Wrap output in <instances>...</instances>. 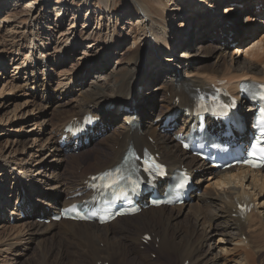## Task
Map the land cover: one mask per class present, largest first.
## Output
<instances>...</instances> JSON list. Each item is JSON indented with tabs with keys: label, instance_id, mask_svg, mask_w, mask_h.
Wrapping results in <instances>:
<instances>
[{
	"label": "rangeland",
	"instance_id": "obj_1",
	"mask_svg": "<svg viewBox=\"0 0 264 264\" xmlns=\"http://www.w3.org/2000/svg\"><path fill=\"white\" fill-rule=\"evenodd\" d=\"M137 2L149 11L146 14L142 12ZM137 2L136 0H0V181L2 179L7 185L8 194L3 196L2 201L9 203L8 207L14 206L18 199V191L15 185L11 184L13 179L11 180L9 173H18L20 168L18 164L33 170L40 163L45 168L50 166L46 164L51 158L45 155L48 154L51 146L58 144V134L61 129L58 122L65 112V116L71 115L72 110H78L82 106L87 100V93L91 92L89 89L93 82H96L100 76L119 78L120 72L134 66L137 52H143V47L147 43L152 45L150 41L154 44L157 42L151 36L153 26L158 29L164 26L170 32L171 42L177 46L180 44V38H186L190 30L195 28L196 23L205 21L203 3H200V0H137ZM226 2L228 1L223 2L224 11L226 6L228 8V3L233 4L234 1ZM246 3L242 7V12L237 15L238 22L235 21L237 27L239 21L242 27L229 45L225 47L221 45L223 39L218 38L220 31L215 26V19L211 15L205 21L207 26L202 27L205 29L204 39H195L193 46L181 45L176 57L180 60L184 59L180 56V52L187 48L189 52L195 53L194 60L197 67H216L225 71L231 63L234 67L240 68L239 66L246 64L249 60L255 59V64L257 63L255 69L261 68L259 63L264 58V43L263 45L260 43L264 42V24L257 21L255 24L257 26L252 33L241 31L250 25L245 21V16L250 12L252 4L249 1ZM30 4L32 5L29 6ZM107 6L110 7L111 13L105 11ZM206 11L204 13H211L209 10ZM261 17H264V14ZM261 25L263 28L259 27ZM216 44H220L225 50L223 49L222 52L215 50ZM162 46L166 47V44ZM258 47L263 52L261 50L258 53ZM204 48L210 49V52L208 53ZM59 50L61 52L58 55ZM247 51H251L250 55ZM41 53L45 57L38 59ZM165 54L166 52L153 56L148 53L143 55V70L147 72L152 66H158L161 74L155 82L147 87L146 85L141 87V95L135 103L138 105L140 102H145L148 110L151 108L149 106L156 107L158 104L155 113L157 115L162 111L161 100L166 94L165 89L159 90L158 87L166 84L167 73L175 69L174 65L164 60ZM180 60L177 63L178 70L186 74L183 71L184 65H180ZM153 87L157 89L153 92L157 93L156 98H151L152 94L146 95ZM123 120L124 117L118 118V122ZM182 120L181 116L180 124L183 123ZM140 122L146 127L151 123L147 119ZM115 127L117 126L113 125L107 133L116 131ZM103 137L93 141L91 146L82 151L74 153V156L80 159L79 165L77 162L71 165L70 156L64 154L62 160H57L58 167L55 170L58 172H56L57 175L62 174L61 179L73 181L78 186L79 179L75 177V172L80 173L85 167L94 171V167L102 162L100 157L104 158L106 153L108 155L111 153L112 145ZM43 157L45 159L42 162L39 161ZM7 163H10L9 166ZM52 171V168H48L49 176L45 177L48 182L54 179ZM3 172L6 174H2ZM30 174L33 175V181L37 180L33 172ZM257 187L262 188L261 191H263L264 182ZM41 191L43 192L44 189ZM202 191L204 186L196 195L201 194ZM216 192L217 189L215 190L214 187L206 188L203 194L204 200L197 202L196 198H192L187 201L183 209L189 212L190 218L187 220L183 215L174 218L171 221L172 226L181 232L188 227L192 228V223L199 221L201 217L205 221L203 223L200 221L199 226L208 224V221L212 223L214 211H217L213 206L217 202ZM261 200L264 201V192ZM35 203L38 202L35 201ZM35 206L40 205L38 203L33 206L37 208ZM9 220V212L0 204V264H49L43 262L42 258L40 260V247L37 246L36 241H20L21 237L27 238L29 234L25 228V221L18 218L10 223ZM215 225L209 231L212 235L207 240L209 256L218 257L221 264H231L234 258L244 261L243 264H264L262 234L252 246L242 248L235 245V250H228V253L220 252L216 247L218 238L225 240L228 237L224 236L223 231L226 230L224 226L219 223ZM206 228L208 227L205 226ZM146 232L153 233L150 228ZM187 239L189 241V237ZM156 240L158 243V238ZM150 243L152 244V241ZM100 244L103 245V243ZM158 244L152 246V250L148 252L153 260L159 258ZM147 245H141L140 249L146 250ZM247 249L249 251H246ZM167 252L168 255L162 254L165 264H182V258L177 256V250L172 252V249H169ZM114 259L117 262L120 260L118 255L114 256ZM139 259L145 261V258L141 256ZM117 262L114 264H127V261ZM184 264L189 262L185 261Z\"/></svg>",
	"mask_w": 264,
	"mask_h": 264
},
{
	"label": "bare ground",
	"instance_id": "obj_2",
	"mask_svg": "<svg viewBox=\"0 0 264 264\" xmlns=\"http://www.w3.org/2000/svg\"><path fill=\"white\" fill-rule=\"evenodd\" d=\"M209 1L210 0H200V3L206 4ZM220 1L222 3L224 2V0ZM257 1L259 2L261 0H253V2H249L253 4ZM262 2H264V0H262ZM210 3L217 4L218 0H213V2ZM137 4L140 10L145 14L149 11L144 5H141V3L137 2ZM31 5L32 4L29 6ZM231 7L230 10H233L234 12L237 11L235 8L232 9ZM225 8H227V6ZM109 9L110 7L107 6L105 11L111 13ZM239 12L240 11H238L237 15H239ZM250 12L251 13H247L245 16V21L250 24V27L243 28V30L249 32L256 28L257 25L255 24L258 19H260L259 21H262L259 16L263 12V9L257 11L254 7L250 9ZM203 14H205L204 19L207 21L209 15L204 12ZM251 14L255 15L251 16ZM237 15H235V13H230L231 18L236 19L238 22L239 16ZM205 21H202V23H196L195 28H193L194 26L192 27L193 29L190 30L188 35H186V38H180V44L177 46H174L171 42L170 39L172 37L170 32L165 29L164 26L159 29L153 26L151 36H153L154 40L157 42L154 44L149 39L152 45L149 43H147L146 46L143 45V52H137V56H135V58L137 57L136 62L134 63L135 65L127 67L124 71L120 72L119 78H116L115 76L112 79V77L100 76L96 82L91 84V88L89 89L91 92L87 93V100H85L82 106L78 110H72V114L67 116H65L66 112L64 110V116L61 115L63 117H61L60 122L58 123H60L59 126L63 131L64 126L70 122V118L78 117L79 119L87 112H92L97 116L99 115L102 120H105L107 127L111 123L117 126L115 127L116 131L113 133H106L105 137H103L111 143V153L109 155L106 153L104 158L100 157L102 162L94 167V171L91 168L85 167L80 173L75 172L77 180L86 179L89 174L102 171L109 166L117 164L129 144H133L138 148L145 146L148 149H158L161 160L169 165L172 170L180 167L182 164L189 168L202 167L203 171L196 178V184L198 189L204 186V191L198 195H195V192H193L191 198H196L197 202H201L205 198L203 194H205L206 188L214 187L215 190L217 189V192L215 193L217 202L213 205L217 211H214L215 215L212 223L208 221V224H203L201 225L202 227L199 226L200 221H202V223L205 221L203 217H201L199 218V221L192 223V228L188 227L187 229H184V231L180 232L173 227L171 221L174 218L180 217L181 215L185 216L187 220L190 218L189 212L187 213L183 209L187 202H184L181 206L152 207L141 211V213H138L134 217L122 216L105 226H99L95 222L89 223L64 219L60 220L59 223L51 222L50 224H45L29 218L28 221H25V228L29 234L27 238L21 237L20 241H36L37 246L40 247V260L42 258L43 262L49 264H96L99 260L109 259L114 264L117 262V260L114 259V256L118 255V259L120 260L117 263L127 261V264H165L166 262L164 261L162 254L168 255L167 251L172 249V252L177 250V256L182 258V264L187 260L189 261V264H221V260L218 259V257L214 258L215 256L212 257L207 254L209 251V247H207L209 241L207 240L212 235L209 234V231L216 226L215 224L219 223V225L224 226L226 228V230L223 231L224 236L228 237L225 239L226 241L221 237L218 238L219 242H217L216 247H218L220 252L235 250L236 246L242 248L252 246L257 238L261 237V234L262 238H264V201L261 200L264 190L261 191L262 188L259 189L257 187L261 182H264V170L253 171L249 168L241 167L231 168L227 172H210L208 166H201V162H199L198 158L192 157L184 149H180L179 144L174 140L171 134L168 132L161 133L159 131V127L162 123L157 126L152 123L155 118L165 115L172 109H180L181 107L188 106L191 108V113L182 117L184 120L182 128L183 131L186 132L193 120V102H191V95L195 93L196 88L209 87L211 83H214L217 79L221 78L224 80L227 79L232 89L236 90V88L233 87H238V84L247 78H251L254 81L264 79V58L259 63L261 66L259 69H255L257 63L255 64L256 61H254V59L247 60L248 62L239 66L240 68L234 67L231 63L229 68L223 71L216 67H197L194 60V57L196 56L195 53L193 54L189 52L187 48L180 52V56L184 59L180 60V58L176 57L177 50L181 48V45L193 46L195 39H204L205 29H202V27L207 26ZM228 24L230 23L228 22ZM224 26L228 25L224 24ZM224 26H222V28L220 27L221 31H224ZM230 27H236V30L238 28L235 24L230 25ZM259 27L263 28L262 25ZM262 43L264 42H261L260 44ZM163 44H166V47H163ZM211 48L213 49V47ZM214 49L222 52L224 48L220 44H216ZM204 50L208 53L210 52V49L208 48H204ZM261 50L262 49L260 48L258 53ZM251 51H247L248 55H250ZM60 52L61 50H59L57 54L59 55ZM163 52H166V54L163 55L164 60L167 61V63L169 61L172 62L169 64L172 66L174 65L175 69H173L174 71L167 73V79L165 80L166 84L158 87L159 90L165 89L166 94L169 93V95L164 94V97L161 100L162 104L160 105V107L162 106V111L157 115L155 113L158 104L156 107L149 106L151 108L148 110L145 102H140L138 105H136L135 102L136 100H139V94L141 93L140 87L144 85L147 87L152 82H155L161 74V69L158 66H152L147 72L143 70V55L148 53L150 56H153L154 54ZM167 53L170 55H167ZM41 57L44 58L45 55H42L41 53L38 59ZM31 60H33V58H31ZM105 60H107V58H105ZM179 60L181 61L180 65H184L183 71H185L186 74H183L182 71L178 70L177 63H179ZM31 75H33V73H31ZM155 90H157L156 87L149 89L146 95L149 96L152 94L151 98H156L157 93H153ZM132 94H134V98L132 97L133 99L130 101ZM242 113L245 114L244 111H242ZM121 117H124V120L118 122V118ZM144 119L151 122L148 127L144 124H139V120L142 121ZM118 131L119 133L117 134ZM150 136L154 138V142L148 140V137ZM56 145L51 146L48 154L45 155L51 158L46 165H50L48 168H52L53 170L51 172L54 174V176L52 175L54 177L52 182H48L47 179H45V177L49 176L47 174L48 168H45L41 163L34 167V170L32 168L27 169L24 165L18 164L20 167L18 168V173H9V175H11V180L13 179L11 184L15 185V189L19 191L18 198L20 195L24 194V190L27 192L29 191V193L35 197L36 202L40 205L35 207H37V209H39V207L41 209L44 208L47 212H49L48 207H56V202H61L62 206L74 202V200L63 198V193L66 195L68 191H71L72 189L74 190V188L83 184L77 182L78 186H76L73 181H65L61 179L60 175L62 174L57 175L58 172L55 170L58 166L56 163L57 160H62L64 152L61 151L58 144ZM74 155L75 154L69 157L70 164L73 165L77 162V165H79L80 159ZM43 159H45V157L39 159V161L42 162ZM9 164L10 163H7L8 166ZM14 170L15 169L12 171ZM30 172H33L37 176V180L33 181V175H31ZM2 174L6 173L3 172ZM205 182L207 183L205 184ZM43 189L44 191L42 192L41 190ZM5 194H8L7 185H5L1 179L0 204L3 209H6L5 207L9 206V203L2 201V199L4 200L3 196ZM245 197L250 198L254 205V210L245 220H242L241 217L237 216L239 210L236 208V204L237 201H242ZM46 206L48 207L46 208ZM189 222L188 225H190ZM205 226L208 228L205 229ZM149 228L155 233L152 237V243L155 244L157 237L160 242V247L157 250L159 258L154 260L148 255L151 246L154 245L147 246L146 250L140 249L141 245H145V243H143V235ZM246 233L247 235H245ZM244 235L247 236L246 238L249 241L248 244H246L245 240L242 238ZM188 237L189 241H187ZM100 243H103L104 246ZM10 245L12 244L10 243ZM246 251L249 250L247 249ZM138 256L145 258V261H141ZM243 262L242 260L239 261L234 258L231 264H243Z\"/></svg>",
	"mask_w": 264,
	"mask_h": 264
},
{
	"label": "snow or ice",
	"instance_id": "obj_3",
	"mask_svg": "<svg viewBox=\"0 0 264 264\" xmlns=\"http://www.w3.org/2000/svg\"><path fill=\"white\" fill-rule=\"evenodd\" d=\"M261 99H264V96H261ZM258 124L260 125L262 131L261 136H264V108H261L259 116H258ZM251 155L255 158H257L259 161L264 163V147H260V139L258 138L256 143H254L251 147ZM146 164H149L148 161H145ZM249 163H252L253 166H261V164L256 163L255 161H249ZM151 166V165H150ZM159 167V166H156ZM146 171L149 170V168H145ZM118 171V170H117ZM106 175L111 176V173H106ZM123 178V177H121ZM119 183L118 180H112L111 183L107 184L106 187H112L113 184ZM133 183H136L133 181Z\"/></svg>",
	"mask_w": 264,
	"mask_h": 264
}]
</instances>
